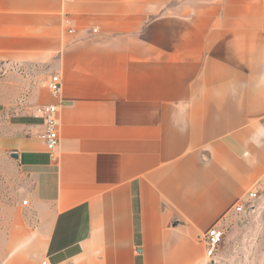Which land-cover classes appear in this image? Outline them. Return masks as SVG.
<instances>
[{"label": "crops", "instance_id": "crops-1", "mask_svg": "<svg viewBox=\"0 0 264 264\" xmlns=\"http://www.w3.org/2000/svg\"><path fill=\"white\" fill-rule=\"evenodd\" d=\"M0 73L60 134L53 154L38 119L2 141L36 188L1 264H210L264 175V0H0Z\"/></svg>", "mask_w": 264, "mask_h": 264}, {"label": "rangeland", "instance_id": "rangeland-1", "mask_svg": "<svg viewBox=\"0 0 264 264\" xmlns=\"http://www.w3.org/2000/svg\"><path fill=\"white\" fill-rule=\"evenodd\" d=\"M9 86L5 75L0 73V264L9 252L7 236L13 221L29 214L36 188L35 175L22 166V161L16 158L17 153H9L2 147L4 139L32 133L38 124L35 118L37 106L32 101L30 87L22 81L15 83L16 90L12 91ZM260 196L258 200L247 202L243 211L237 212L239 217L225 226L220 248L230 234L240 236L239 240L243 242L237 250L241 253L235 252L226 264H254L248 260V252L255 250L257 240L264 232V192H260ZM247 235L251 237L246 241L248 250L244 246Z\"/></svg>", "mask_w": 264, "mask_h": 264}, {"label": "built area", "instance_id": "built-area-1", "mask_svg": "<svg viewBox=\"0 0 264 264\" xmlns=\"http://www.w3.org/2000/svg\"><path fill=\"white\" fill-rule=\"evenodd\" d=\"M62 81L59 74L52 75L46 82V88L49 93L54 97H59L61 93ZM59 107L56 105H44L36 108L35 118L41 121L44 127L41 139L45 143L46 149L50 154H53L59 147L60 134H59V119H58ZM260 192H264V175L257 181L253 188L247 193L246 200L254 201L258 200ZM244 205L240 204L236 207L237 212H242ZM225 233L223 230L214 227L204 238L206 245V256L209 263H213L216 252L219 246L223 243ZM43 264H48L47 261Z\"/></svg>", "mask_w": 264, "mask_h": 264}, {"label": "water", "instance_id": "water-1", "mask_svg": "<svg viewBox=\"0 0 264 264\" xmlns=\"http://www.w3.org/2000/svg\"><path fill=\"white\" fill-rule=\"evenodd\" d=\"M17 155V154H16ZM17 158V157H16Z\"/></svg>", "mask_w": 264, "mask_h": 264}]
</instances>
